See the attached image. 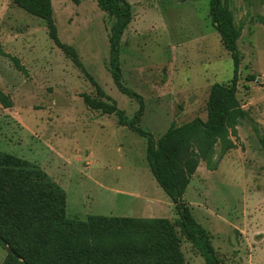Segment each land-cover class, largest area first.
Here are the masks:
<instances>
[{
  "label": "rangeland",
  "instance_id": "rangeland-1",
  "mask_svg": "<svg viewBox=\"0 0 264 264\" xmlns=\"http://www.w3.org/2000/svg\"><path fill=\"white\" fill-rule=\"evenodd\" d=\"M127 1L132 18L120 40V66L123 84L143 100L139 127L158 139L173 126L205 120L210 87L228 84L233 70L211 25L209 0ZM223 2L242 26L236 97L249 117L230 137L234 148L221 154L216 143L210 166L200 160L184 199L221 264H264V0ZM51 6L58 38L74 49L79 66L54 44L43 20L16 0H0V92L10 102H0V151L57 182L66 192L68 218L138 220L113 224L88 242L108 252L144 247L157 238L149 222L165 219L184 264H205L176 226L174 205L149 168L145 139L84 103L87 95L127 118L139 107L111 78L112 19L95 0H51ZM6 255L0 246V264Z\"/></svg>",
  "mask_w": 264,
  "mask_h": 264
},
{
  "label": "trees",
  "instance_id": "trees-1",
  "mask_svg": "<svg viewBox=\"0 0 264 264\" xmlns=\"http://www.w3.org/2000/svg\"><path fill=\"white\" fill-rule=\"evenodd\" d=\"M95 2L112 19L109 45L113 83L119 92L136 100L139 107L131 118H127L113 106L87 95L83 97L84 103L93 110L114 115L119 126L127 127L145 139L149 168L174 205L180 233L199 252L205 264H221L206 230L193 218L184 193L200 160L210 166L211 151L216 143L220 144L221 154L234 148L230 137L236 136V127L249 117L236 97L242 61L237 42L242 26L235 24L223 0H209L211 25L230 55L232 77L228 84L215 83L210 87L205 120L195 118L173 126L155 139L138 125L144 110L142 97L127 88L122 79L120 40L131 21L132 6L127 0ZM16 3L43 20L54 44L75 65H80L74 49L58 38L51 0H16ZM12 60L20 71L25 72L16 58ZM85 75L91 80L88 74ZM247 79L253 81L254 77L247 76ZM0 102L10 107L8 98L1 92ZM259 142L264 149V135L259 136ZM65 209L66 192L46 172L29 161L0 151V246L7 252L3 264H84L114 259L123 264H184L174 226L165 219L149 222L157 227V238L144 247L127 246L108 252L87 240L106 233L113 224L138 220L89 215L85 221H79L68 218Z\"/></svg>",
  "mask_w": 264,
  "mask_h": 264
}]
</instances>
